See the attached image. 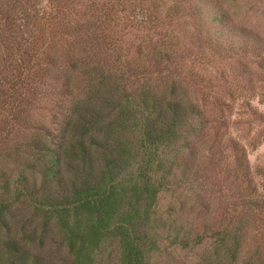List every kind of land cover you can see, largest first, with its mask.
Listing matches in <instances>:
<instances>
[{"label":"trees","instance_id":"1","mask_svg":"<svg viewBox=\"0 0 264 264\" xmlns=\"http://www.w3.org/2000/svg\"><path fill=\"white\" fill-rule=\"evenodd\" d=\"M14 1L0 0V45L5 61L14 58L20 73L13 89L24 87L45 65L60 112L54 114V129L36 128L27 136L20 126L19 136L0 140V226L12 221L25 229L40 215L41 231L51 224L65 247L64 261L57 264H170L158 259L169 247H200L194 261L174 264H264V238L252 229L263 197L228 202L216 223L207 214L180 222L171 204L166 214L158 210L162 192L179 199L174 191L196 179L179 153L202 125V112L189 96L196 80L182 75L178 61L184 54L165 26L188 16L195 35L205 30L213 48L255 45L246 28L230 19L223 0H109L98 10L94 1L81 10L84 0H46L40 13L30 0H17L28 12L11 18L6 10L19 15L21 9ZM92 16L104 22V45L112 52L94 51L93 41L86 45V38L94 39ZM27 18L41 30L29 35L31 44L23 48L17 35L24 36L21 24ZM128 26L141 39L135 56L124 45L122 28ZM62 41L65 49L43 58L45 45ZM12 94L9 90L1 100L7 111L17 105ZM201 198L196 203L205 209ZM28 210L34 215L27 222ZM9 241L10 247L0 249V264H55L19 239Z\"/></svg>","mask_w":264,"mask_h":264},{"label":"rangeland","instance_id":"2","mask_svg":"<svg viewBox=\"0 0 264 264\" xmlns=\"http://www.w3.org/2000/svg\"><path fill=\"white\" fill-rule=\"evenodd\" d=\"M19 1L15 0L13 4L21 8ZM91 1L99 5L98 10L101 4L106 5L109 0H84L79 3V8L83 10V4ZM21 2L24 3L25 0ZM45 2L46 0H30L29 4L40 13ZM223 3L232 17L230 19L238 27L246 28L245 34L255 45L246 49H229L222 43L220 47L213 48L215 42L207 40L205 30L195 35L193 20L188 16L175 19L171 26H165L168 33L174 35L171 39L177 42L184 54L183 61H178L182 75L190 74L196 80L190 86L188 94L202 112L200 129L191 138L189 147L179 153L182 163L188 162L193 166L192 171L197 173L196 179L183 183L185 189L180 187L174 191L177 192L175 195L181 193L179 199L173 197L171 191L159 195L158 210L166 214L171 204V212L180 222L198 221L203 214H207V219L216 223L223 216L228 202H239L242 197L264 198V0H223ZM6 11L13 15L11 18L28 12L25 8L17 11L19 15L14 10L11 12V8ZM91 18L95 20L94 39L86 38V45L93 41L94 51L105 48L112 52L104 45V22L101 23L96 16ZM30 19H25L27 21L21 24L24 36L17 35L23 48L31 44L28 41L29 35L41 30L36 20ZM18 21L17 23H21L24 20ZM122 29L127 35L124 45H127L129 55L135 56L138 52L135 46L141 40L138 38V31L129 26ZM3 34L9 35L6 30ZM56 39L61 41L58 37ZM65 43L45 45L43 58L47 54V58L53 59L56 53L65 49ZM13 44L15 41L10 42L7 53L14 51ZM4 52L0 45V140L11 139L15 132L19 136L20 126L23 127L21 135L26 133L27 136L36 128L54 129L52 122L54 114L60 112V105L56 103L58 98L49 88L51 81L47 78L50 75L46 74L45 65L30 74L24 87H16L14 90L20 73L14 58L10 64L5 61ZM109 61L105 64H110ZM9 90L15 93L12 98L17 100V105L7 111L5 105L1 106V100L8 98ZM16 116L17 119H14ZM14 121L19 126H14ZM21 122L25 125H20ZM199 196H203L201 201L206 206L205 209L196 203L200 204ZM27 212L23 217L28 222L34 213L31 210ZM41 222L39 215L33 216V222L28 223L25 229L19 224H12V221H9L8 226H0V249L10 247L9 240L14 238L19 239L21 246H27L31 253L41 256L44 262L54 261L57 264L64 261L66 250L60 234L51 224L47 232L41 231ZM252 229L257 237L264 238V208L261 215L256 216ZM199 251L200 247L186 250L169 247L164 248V251L160 250L158 259L170 264L177 260L191 262L196 259Z\"/></svg>","mask_w":264,"mask_h":264}]
</instances>
